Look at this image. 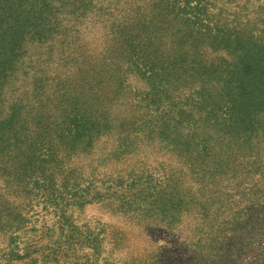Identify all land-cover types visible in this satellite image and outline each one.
Segmentation results:
<instances>
[{
    "label": "rangeland",
    "instance_id": "rangeland-1",
    "mask_svg": "<svg viewBox=\"0 0 264 264\" xmlns=\"http://www.w3.org/2000/svg\"><path fill=\"white\" fill-rule=\"evenodd\" d=\"M203 5L202 25L232 28L239 20L255 23L264 0H206ZM123 57L113 46L63 89L31 90L24 99L30 113L23 116L25 123L42 116L61 124L58 115L76 108L111 129L91 147L47 139L55 157L40 173L48 183H35V174L24 191H6L0 181V264H70L60 247L71 258L86 256L84 264L258 263L264 258V132L251 151L210 148L202 161L196 148L214 132L203 126L202 111L189 106V89L172 81L169 97L187 104L196 126L185 124L166 139L162 124H155L158 113L148 105L149 84L126 71ZM39 97L43 112L32 100ZM28 134L30 147L41 143L33 130ZM133 182L162 186L152 198L142 193L146 201L123 205L120 197Z\"/></svg>",
    "mask_w": 264,
    "mask_h": 264
},
{
    "label": "trees",
    "instance_id": "trees-1",
    "mask_svg": "<svg viewBox=\"0 0 264 264\" xmlns=\"http://www.w3.org/2000/svg\"><path fill=\"white\" fill-rule=\"evenodd\" d=\"M205 1L0 0V181L6 191H24L35 174V183H48L40 173L47 159L55 157L47 139L91 147L111 129L100 117L76 108L58 115L61 124L42 116L28 117L29 124L23 116L30 115L24 99L31 90L63 89L113 46L125 55L126 71L149 84L148 105L158 113L155 124H162L166 139L185 124L196 126L187 104L169 97L174 81L178 89H189V106L202 111L203 126L214 132L196 148L202 161L209 158L210 148L219 153L251 151L252 142L264 132V6L254 13L255 23L239 20L232 28H211L202 25ZM211 53L217 57L209 59ZM32 100L42 104L36 111L43 112V99ZM32 130L41 143L30 147ZM160 186L133 182L120 203L132 207L146 201L142 193L148 191L152 198ZM52 198L57 205L58 199ZM60 248L67 262L84 264L86 256L71 258ZM256 264H264V258Z\"/></svg>",
    "mask_w": 264,
    "mask_h": 264
}]
</instances>
